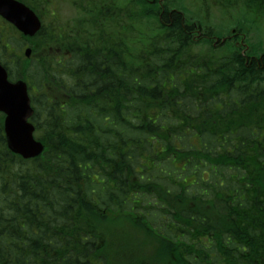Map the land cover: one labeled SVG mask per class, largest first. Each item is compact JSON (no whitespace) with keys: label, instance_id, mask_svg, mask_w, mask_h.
<instances>
[{"label":"trees","instance_id":"16d2710c","mask_svg":"<svg viewBox=\"0 0 264 264\" xmlns=\"http://www.w3.org/2000/svg\"><path fill=\"white\" fill-rule=\"evenodd\" d=\"M19 1L44 25L0 18V62L45 150L12 154L0 115V264H115L119 220L167 264H264V0H65L48 24Z\"/></svg>","mask_w":264,"mask_h":264},{"label":"water","instance_id":"95a60500","mask_svg":"<svg viewBox=\"0 0 264 264\" xmlns=\"http://www.w3.org/2000/svg\"><path fill=\"white\" fill-rule=\"evenodd\" d=\"M0 16L26 37L36 36L42 28L39 17L15 0H0ZM31 49L26 51L30 58ZM32 111L28 86L12 83L6 68L0 64V113L6 115L4 129L9 149L25 160L41 156L44 145L34 138L35 127L28 122Z\"/></svg>","mask_w":264,"mask_h":264},{"label":"rangeland","instance_id":"374dc122","mask_svg":"<svg viewBox=\"0 0 264 264\" xmlns=\"http://www.w3.org/2000/svg\"><path fill=\"white\" fill-rule=\"evenodd\" d=\"M184 1L188 3L191 8H197L199 6L195 0ZM48 3L50 12L49 14H44L45 23H49L53 14L57 16V19L59 17L62 21H67L73 16L72 9L68 7L65 0H48ZM211 12L217 17V20L221 19L222 15L220 11L218 12L211 9L210 16L212 17ZM257 39L264 45V28H261V31L255 33L250 39V42L251 40L256 42ZM243 45H246V43ZM16 53L19 55L22 54L20 50L16 51ZM32 93V88H30V94ZM104 231L107 233V243L111 248V256H114L113 262L115 264H125L126 261V264H138L140 261L148 264L168 263L164 244L156 240L155 237L151 236V234L147 233L143 228L141 229L133 224L132 221L119 220L115 223H109L104 227Z\"/></svg>","mask_w":264,"mask_h":264}]
</instances>
